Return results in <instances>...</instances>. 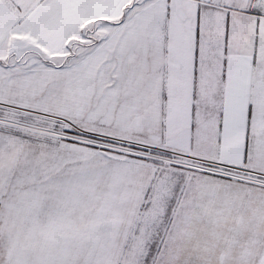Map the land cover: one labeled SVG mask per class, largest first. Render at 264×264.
<instances>
[{
    "label": "snow or ice",
    "instance_id": "obj_1",
    "mask_svg": "<svg viewBox=\"0 0 264 264\" xmlns=\"http://www.w3.org/2000/svg\"><path fill=\"white\" fill-rule=\"evenodd\" d=\"M0 264H264V0H0Z\"/></svg>",
    "mask_w": 264,
    "mask_h": 264
}]
</instances>
